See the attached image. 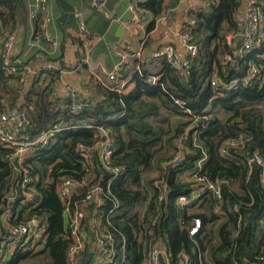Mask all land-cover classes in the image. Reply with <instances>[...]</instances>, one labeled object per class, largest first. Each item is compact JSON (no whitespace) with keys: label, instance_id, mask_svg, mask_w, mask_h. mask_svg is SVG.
Segmentation results:
<instances>
[{"label":"trees","instance_id":"trees-1","mask_svg":"<svg viewBox=\"0 0 264 264\" xmlns=\"http://www.w3.org/2000/svg\"><path fill=\"white\" fill-rule=\"evenodd\" d=\"M162 1L145 0L138 7L156 17L161 13ZM17 2L0 0V7L12 10ZM257 5L264 23V0H257ZM237 7V0H216L207 10L193 12L192 21L182 32L191 35L196 54L179 59L172 53L182 70L173 66L165 53L151 52L143 60L132 56L115 80L109 84L98 81L93 95L81 93L76 112L71 111L68 96L52 94L51 82L39 84L35 79L26 87L23 64L13 58L19 69L11 74L0 60V112L11 108L22 111L25 120L19 132L31 138L55 126L59 128L23 163L35 187L34 199H25L17 189L10 204L16 216L13 224L29 216L45 220L44 247L42 240V248L36 253L16 249L0 264H18L43 253L48 257L44 264H67L66 217L57 196L60 176H89L100 184L103 193L117 198L119 206L112 221L125 239L126 264L141 263L148 249V228L153 230V240L166 247L171 264L178 263L180 252L188 257L189 264H263L264 167L249 162L247 153L250 149L258 151L264 160V39L260 45L236 54L240 43L234 36L242 30ZM8 21L0 10V27H7ZM153 24L154 18L149 30ZM227 35L232 36L230 41ZM148 43L146 38L144 49ZM250 64H255L259 73L248 85L242 79ZM214 75L223 81L237 78L239 82L232 89H216L210 85ZM150 77L156 81H150ZM176 98L182 106L175 103ZM192 116H198V121ZM176 117L187 120L174 125ZM96 126H104L113 139L109 164L122 167L111 179L99 162L101 136ZM178 136H183V159L163 168L162 162L175 152L173 139ZM230 137H241L243 146L220 153V145ZM167 147L173 149L172 154L156 161L155 157ZM8 155L9 149L0 144V213L9 204L8 194L13 193L12 176L21 179L20 174L15 175ZM155 163L167 185L160 202L150 195L155 193L152 180L149 188L141 181ZM194 171L216 183L218 194L209 190L198 201L179 206L178 196L188 195L199 186L183 179V175L190 177ZM147 200L142 215L140 208ZM235 203L239 208L234 212L230 208ZM109 207L106 200L104 208ZM216 207L220 211H215ZM195 216L202 226L190 236L187 228ZM114 239L115 252L120 253L122 237L116 233Z\"/></svg>","mask_w":264,"mask_h":264},{"label":"built area","instance_id":"built-area-1","mask_svg":"<svg viewBox=\"0 0 264 264\" xmlns=\"http://www.w3.org/2000/svg\"><path fill=\"white\" fill-rule=\"evenodd\" d=\"M91 6L94 9H101L104 7L102 0H90ZM129 10L132 12V18L128 23L134 25H141L147 21L146 11L138 7L136 4H129ZM43 13V21L39 24V32L41 36L50 43L53 48L57 47V43L52 41L49 34L46 32V25L50 18L47 15V1L36 0L35 8L30 12V18H37L39 13ZM245 19L246 24L242 30L237 33L240 38V45L237 48L236 54L242 53L252 49L254 46L260 45L264 39V23L261 18L260 9L257 5V0H247L245 6ZM78 41L76 42V58L75 64L77 67L83 66L85 61V53L82 42H91L98 39L97 35L90 33L82 21L78 22ZM182 45L183 55L194 56L197 52V47L192 43L191 35L188 32H182ZM228 41L231 40L227 38ZM143 42L140 48L134 50L131 44L125 46L124 50L118 51L119 61L116 62L110 71L102 70L109 80H114L118 77L120 71L123 69L124 60L128 55H132L139 60L144 59L143 55ZM13 35L10 32H4L1 39L0 60L3 68L8 73H17L19 67L13 60L12 56ZM165 53L168 60L178 70L182 67L177 59L172 57L169 51L156 50L155 55ZM138 68V67H137ZM22 78L25 82L29 72L26 65L21 67ZM56 66H49L47 71H54ZM259 73V68L255 64H250L246 75L242 79V83L250 85ZM40 72L33 74L34 79H40ZM150 81L155 82L154 77L149 78ZM239 80L237 78L223 81L216 75L210 79V85L216 89H232L235 88ZM65 96L70 99V109L76 112L79 108L78 102L81 101V92L75 90L70 86L65 87ZM175 103L182 106L180 99H175ZM193 121H198V116H192ZM25 114L16 108L8 109L7 111L0 112V144L9 149V159L13 164V170L16 174L21 175V179L13 178V193H9L7 200L9 202L2 212L0 213V260L7 257L16 249H29L33 247H42L41 241L43 240V247L47 233V224L36 216H29L24 220L13 224L12 221L16 220L10 204L15 198L17 189L24 195L25 199L32 200L35 197V187L31 183L30 176L23 163L27 155L37 149L39 146L44 145L49 140L50 136L59 130L58 127L47 129L39 133L37 136L31 138L19 132L23 125ZM96 131L101 136V141L98 146V158L102 167L108 171L111 176L109 179L116 176L122 169L119 166H112L109 164V156L112 151L114 142L109 135V131L104 126H96ZM175 152L168 159L164 160L161 164L163 168L167 166L178 164L183 159V136H178L173 139ZM243 146V139L230 137L219 147L220 153H226L229 148H237ZM82 148V147H80ZM249 162H255L264 167V160L258 151H252V156ZM14 179V180H13ZM188 181H193L199 186L189 192L188 195H179L177 204L179 206L189 205L192 202L198 201L204 193L211 190L214 194H218V186L216 183L207 180L204 176L200 175L198 171H194ZM261 183L264 186V172L262 173ZM152 189L155 193V200L162 201L167 192L166 181L159 174L152 179ZM57 196L63 205L64 215L66 217V226L68 234L66 238L69 239L66 248L65 256L67 264H126V254L124 252L125 239L120 230L114 225L112 218L116 214V209L119 202L116 197L111 193H103L102 187L94 179L87 176L82 179H75L71 176H60L57 181ZM81 192V193H80ZM106 200L109 202L110 207L105 209ZM148 200L145 202V208ZM239 205L237 203L231 206L232 211H237ZM145 210V209H144ZM142 215L144 211L140 210ZM215 211H220L218 207ZM202 226V221L199 217L191 218L187 228L188 234L193 236L197 234ZM118 233L122 237V251L115 252V239L114 235ZM148 242L147 251L144 253L140 264H171L168 251L164 244L159 240H153V230H147ZM264 264V256L260 257ZM177 264H189L188 257L183 253H179V260Z\"/></svg>","mask_w":264,"mask_h":264},{"label":"crops","instance_id":"crops-1","mask_svg":"<svg viewBox=\"0 0 264 264\" xmlns=\"http://www.w3.org/2000/svg\"><path fill=\"white\" fill-rule=\"evenodd\" d=\"M47 15L50 20L46 25V32L52 41L58 45L53 48L45 41L39 32V24L43 21V13H39L37 18L31 19L30 12L35 8L36 0H18L11 10L1 8L4 16L9 17L7 27H0V48L1 39L4 32L13 35L12 56L17 63L26 65L29 74L25 80V86L33 84L35 79L33 74L40 72L39 84L51 82L52 94L54 96L65 97V87L70 86L85 95H93L94 85L110 83L111 80L102 71L112 70L114 64L119 61L118 51L124 50L125 46L131 44L134 50L140 48L141 42L147 38L148 48L143 50L144 57L148 53L156 50L169 51L175 53L182 59L183 45L181 34L184 26L192 21V14L197 10H207L216 0H163L161 13L153 17L147 13V21L141 25L128 23L132 18L129 4L138 3L145 0H102L104 7L94 9L90 0H46ZM247 0H237L236 17L239 26L244 28L246 24L245 6ZM154 24L149 30L151 21ZM82 21L86 29L98 39L91 42H82L85 61L83 66L77 67L76 42L78 41V22ZM232 37L227 35V38ZM240 43V38L237 40ZM128 55L124 60L126 63L131 59ZM148 57V56H147ZM56 66L51 73L47 71L49 66ZM51 74H53L51 76ZM115 80V79H114ZM131 87L129 85L125 90ZM187 118L176 117L173 124L185 122ZM165 155H171L170 148H164ZM158 157L156 158L157 161ZM159 174L156 163L153 169L142 175V184L147 185L155 176ZM189 174L183 175V179H188ZM145 203L142 204V211Z\"/></svg>","mask_w":264,"mask_h":264},{"label":"rangeland","instance_id":"rangeland-1","mask_svg":"<svg viewBox=\"0 0 264 264\" xmlns=\"http://www.w3.org/2000/svg\"><path fill=\"white\" fill-rule=\"evenodd\" d=\"M262 114H263V118H264V108H262ZM263 123H264V120H263ZM172 151H173V149L171 150V154H172ZM162 152L155 157V160H156L157 157L163 156ZM168 156H170V155H168ZM168 156L165 155L164 157H168ZM140 210H142V206H141ZM41 248L42 247H39V246L38 247L29 248V249L28 248L27 249L23 248L22 251L31 250L30 253H36ZM46 260H48V257L46 256V253H43V254H39V256H36V257L25 258V259L21 260L18 264H44V261H46Z\"/></svg>","mask_w":264,"mask_h":264},{"label":"water","instance_id":"water-1","mask_svg":"<svg viewBox=\"0 0 264 264\" xmlns=\"http://www.w3.org/2000/svg\"><path fill=\"white\" fill-rule=\"evenodd\" d=\"M238 39H239V35L236 34V35L234 36V40L237 41ZM150 54H151V51L148 49V53L146 54V57H147V56H150ZM247 156H248V158H251V156H252V149H250V150L248 151ZM83 264H85V262H84Z\"/></svg>","mask_w":264,"mask_h":264}]
</instances>
